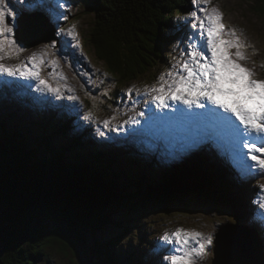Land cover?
Listing matches in <instances>:
<instances>
[{
  "label": "trees",
  "instance_id": "16d2710c",
  "mask_svg": "<svg viewBox=\"0 0 264 264\" xmlns=\"http://www.w3.org/2000/svg\"><path fill=\"white\" fill-rule=\"evenodd\" d=\"M189 1L78 3L94 13L91 42L99 61L118 84L127 85L156 77L171 59L163 51L188 27ZM246 1L264 20V0ZM69 113L32 123L0 118V264H44L56 245L67 252L74 239L99 264H153L158 246L139 232L146 213L161 208L166 214L185 202L190 207L192 200H210L247 219L252 180L239 181L220 158L214 162L208 153L202 163H165L129 139H92L88 124ZM129 236L132 241L123 244Z\"/></svg>",
  "mask_w": 264,
  "mask_h": 264
},
{
  "label": "rangeland",
  "instance_id": "374dc122",
  "mask_svg": "<svg viewBox=\"0 0 264 264\" xmlns=\"http://www.w3.org/2000/svg\"><path fill=\"white\" fill-rule=\"evenodd\" d=\"M79 1L66 0L65 3V0H61L63 7L59 9L68 16L66 21L63 19L56 20L55 17H52L55 15L50 13V23L49 18L44 14H30L21 9L23 14L18 15L17 18L19 24L16 30V39L17 43L25 51L19 55L6 58L3 62L7 65L20 64L27 62L33 53L46 52L48 60H56L58 67L45 64L41 66L40 75L52 87H60L61 95L57 96L50 92L34 91L37 85L28 83L27 87L30 90L25 87L27 89L26 93L20 95V98H16L11 88H9L12 91L10 95L9 92H3L1 89L5 90L4 86L0 85V92H3L0 93V118L4 115L18 116L21 118V122L32 123L37 120L42 121L44 117L55 116L57 112L69 111V115H72V113L76 114V118L79 119L81 125L88 124L92 139L100 142L120 143L122 140L129 139L131 144L144 145L150 152L152 151V153L160 156L165 163L172 161L182 162L187 158L188 160L191 158L193 161L194 159H199L198 161L201 162L203 157L208 155L207 153H211V156L215 158L212 160L216 162L217 157L222 156L226 159V165L237 175L239 181L252 180V186L255 189L246 200L248 203L247 209H249V215H247L246 220L251 227L250 229L261 237L264 244V208L260 207V204L264 202L261 200V197L264 196V192L261 191V185H264V174L255 169L252 170L250 175L242 172L241 165L250 162L242 161L238 157L234 158L231 155L230 138L227 133V136H225L224 132L220 131L212 139L202 140L201 135L204 131L201 132L196 127L197 118L193 120L188 116L187 112H180L187 122V124H181L171 113L174 107H181V105L174 104L161 112V110L155 108L151 95L146 94L145 91L146 88L157 84L159 76L172 69V66L181 57L187 59L184 53L189 48L190 43L196 41V38L193 37L195 30L190 27L191 17L189 13L195 8L192 0L189 1L190 9L186 12L187 20L189 21L188 27L183 28L181 32L179 31L175 35L176 38L171 41L169 48L163 51V55L168 54L171 59L162 62L156 77L151 76L148 79H139L127 85L118 84V81L109 75L106 66L99 61L91 42L94 13L89 8L86 9L85 5L79 8ZM12 2L15 3V0H12ZM53 6L55 7L54 3ZM208 7L216 8L222 13V22L226 30H235L236 35L244 45L240 50L246 59L237 60L236 62L252 71L255 74V79L264 80V20L252 10L251 5L246 0H210ZM22 19L29 25L36 21H47L48 30H40L39 35L34 39L38 42L37 44L30 46L19 38L22 33L20 25ZM178 19L179 17L175 15V19H173L175 26H178ZM56 24L64 27L65 31L73 25L76 26L78 40L74 43L79 44V49L72 47L69 43L70 37L57 34ZM53 41H55V47H53ZM232 51L235 52V49ZM233 59L236 58L233 57ZM61 72L66 77V80L60 79ZM6 76L5 74H0V79L6 80ZM65 85H67V88ZM222 87L235 86L225 84ZM69 89L73 91H69ZM129 89H132L131 95H129ZM27 92H31L33 95L36 93L42 94L39 97H47L43 94L55 96L52 97L53 99L47 97L43 100L39 97L31 96ZM73 94L79 99L69 100L68 97ZM9 96L13 97L11 100L16 102H12ZM219 96L224 97L225 100L222 101L229 104H233V100L236 99L231 95L219 94ZM25 98H27L29 104L24 100ZM41 100L46 102L42 104ZM113 100L117 102L114 101L113 103ZM18 103L28 108H23ZM233 106L236 105L233 104ZM185 110L189 109L185 108ZM141 112L144 113V116L139 115ZM89 113H91L90 119H84ZM136 120L139 121V124L133 123ZM9 121L11 122V120ZM105 122H108L107 126H105ZM175 122L180 124L178 128L175 126ZM11 126L12 124H10ZM211 147H215L218 153L209 152ZM219 161L223 162L221 159ZM144 165L150 167L149 163ZM213 168L212 172L216 170L215 166ZM185 203L166 214L161 208L157 210L158 212L146 213L149 216L144 220L143 228L138 230L139 232L144 231L143 234L146 233V239L150 246H158V249L155 248L156 258L153 264H167L163 257L172 254L175 249L172 244H166L161 237L165 233H173L178 228L199 231L213 236V245L200 262V264H213L217 236L226 227L239 225L232 208L217 206L206 200H192L187 203L190 207L184 206ZM54 226L57 227V223ZM59 227L67 228L61 224ZM81 231L83 232L82 237H89L88 232L84 229H81ZM109 231H112L111 228ZM130 241H132L130 236L126 237L123 244H127ZM63 242H66V240H63ZM73 242L74 248L68 242L71 249L67 252L62 251L56 245L55 249L51 251L50 257L48 256L49 261H45L44 264H99L97 258L94 255H90L82 247L83 245L81 246L82 243L79 244L76 239ZM158 254L160 255L157 256Z\"/></svg>",
  "mask_w": 264,
  "mask_h": 264
},
{
  "label": "snow or ice",
  "instance_id": "6c2138e0",
  "mask_svg": "<svg viewBox=\"0 0 264 264\" xmlns=\"http://www.w3.org/2000/svg\"><path fill=\"white\" fill-rule=\"evenodd\" d=\"M192 3L195 8L189 13L190 27L195 30L193 37L196 41L190 43L185 51L187 59L181 57L172 69L159 76L157 84L146 88V94L151 95L152 103L161 112L175 104L185 107H174L173 113L208 116L205 123H211L228 134L231 155L250 162L241 165L242 172L250 175L255 169L264 174V80L255 79L252 71L236 62L246 59L240 50L244 45L235 30H226L222 13L208 7L210 0H192ZM61 7V0H15V3L12 0H0V74L34 79L38 82V91L61 95L60 87H52L40 75L41 66L45 64L58 67L56 60H48L46 52L33 53L27 62L20 64L7 65L3 62L25 51L16 39L17 18L23 14L21 9L30 14H44L51 23L49 14L53 12L56 20L68 19L65 13L58 11ZM56 29L58 35L70 37L69 43L79 49V44L74 43L78 40L75 25L65 31L64 27L56 24ZM60 79L66 80L62 72ZM223 84L235 87L224 88ZM131 92L132 89H129V95ZM217 93L235 97L233 104L236 106L218 99ZM68 99L77 100L79 97L73 94ZM185 108L201 111H186ZM139 115L144 116V113ZM90 117L91 113L84 119ZM133 123L139 124V121ZM107 124L105 122V126ZM212 138L211 131L205 129L201 139ZM261 191L264 192V185H261ZM261 200L264 201V196ZM260 207L264 208V202ZM161 239L166 244H172L175 249L172 254L163 257L167 264H200L214 242L211 234L184 228H178L171 234L165 233Z\"/></svg>",
  "mask_w": 264,
  "mask_h": 264
},
{
  "label": "water",
  "instance_id": "95a60500",
  "mask_svg": "<svg viewBox=\"0 0 264 264\" xmlns=\"http://www.w3.org/2000/svg\"><path fill=\"white\" fill-rule=\"evenodd\" d=\"M20 25L22 33L19 38L30 46L38 43L34 39L40 30H48V26L41 21L29 25L22 19ZM237 221L239 225H230L217 236L213 264H264V244L261 237L250 229L243 216H237Z\"/></svg>",
  "mask_w": 264,
  "mask_h": 264
},
{
  "label": "bare ground",
  "instance_id": "6f19581e",
  "mask_svg": "<svg viewBox=\"0 0 264 264\" xmlns=\"http://www.w3.org/2000/svg\"><path fill=\"white\" fill-rule=\"evenodd\" d=\"M54 7V6H53ZM55 8V7H54ZM59 12H61V9H59ZM55 12H53V14L52 15H55L54 14ZM52 17H55V16H52ZM41 23H43L44 25H47L48 26V23H47V21L46 20H44V21H42ZM49 27V26H48ZM51 42V41H50ZM51 53V52H50ZM24 80H26V81H24ZM8 81H11V82H9L8 83ZM35 82H37L36 80H34V79H24V78H19V77H9V76H6V80H4V79H0V85L1 86H4V89L5 90H3V89H1L3 92H9L10 93V95H11V92L12 91H10V89L9 88H11L12 90H13V94H14V96L16 97V98H20V95H22V94H24V93H26L25 91L28 89V90H30L28 87H27V84L28 83H31V84H34V85H37V83H35ZM225 84H223L222 86H224ZM233 86V85H232ZM27 89H26V88ZM38 91L37 90V86H36V88H34V91ZM3 92H0V93H3ZM27 93H29L31 96H34V97H39V96H42V94L40 95V94H38V93H36V94H31V92H27ZM219 94L220 93H217V98L218 99H220V100H225V98L224 97H222V96H219ZM43 95H45V96H47L48 98H52V97H54L55 95H46V94H43ZM28 97V96H27ZM47 97H39V98H41V99H43V100H45ZM56 98H58V97H56ZM9 99L11 100V99H13V97H11V96H9ZM53 99V98H52ZM231 99H232V97H231ZM24 100H26L27 101V98H25ZM43 100H41L40 102L43 104V103H45L46 101H43ZM12 102H16V101H13V100H11ZM234 101V100H233ZM28 102V101H27ZM25 103V102H24ZM50 103V102H49ZM19 104V103H18ZM28 104H29V102H28ZM38 104V103H37ZM40 105V104H39ZM19 106H21V104H19ZM29 106H32V107H34L33 105H29ZM21 107H23V106H21ZM26 108H28L27 106H25ZM25 107H23V108H25ZM181 107H185V106H183V105H181ZM188 111H201V110H199V109H193V110H188ZM172 113V115H173V117L175 118V119H177V121L179 120L180 121V123L181 124H187V122H186V118L184 117V116H182L181 114H180V112H177V113H173V111L171 112ZM188 114H190L191 116H195L196 118H199V117H208V116H206V115H193V114H191V113H188ZM203 124H200V126H201V128H204V129H208V130H212L213 128H215V125H213V124H206V123H204V122H202ZM179 123H176L175 122V126L178 128L179 127ZM207 126V128H205ZM212 136H215V133L213 132L212 133ZM227 136V135H226ZM208 140V139H207ZM196 142H198V140H196ZM196 144H198V143H196ZM224 146H226L225 144H223ZM209 152H212V153H214V154H217V152H216V150L213 148V147H211V150L209 151ZM257 222H258V220H257ZM231 254H232V251H231Z\"/></svg>",
  "mask_w": 264,
  "mask_h": 264
}]
</instances>
